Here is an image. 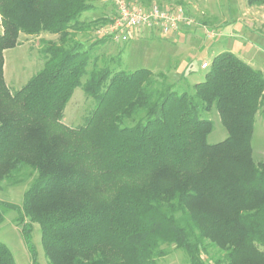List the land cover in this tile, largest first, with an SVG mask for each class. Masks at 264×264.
Instances as JSON below:
<instances>
[{"label": "trees", "instance_id": "16d2710c", "mask_svg": "<svg viewBox=\"0 0 264 264\" xmlns=\"http://www.w3.org/2000/svg\"><path fill=\"white\" fill-rule=\"evenodd\" d=\"M101 1L107 26L115 8ZM94 8L91 0H0V182L36 174L22 207L0 201V225L1 208L18 212L33 264L35 223L50 264H158L164 244L191 264H207L210 247L219 251L213 264H264V162L252 146L264 115L262 72L223 52L192 93L157 87L149 69L89 72L90 50L72 39ZM21 33L59 38L45 42L44 68L13 94L4 52ZM78 88L97 104L71 129L63 118ZM215 108L228 137L209 144L214 126L201 113ZM0 264H16L1 242Z\"/></svg>", "mask_w": 264, "mask_h": 264}, {"label": "rangeland", "instance_id": "374dc122", "mask_svg": "<svg viewBox=\"0 0 264 264\" xmlns=\"http://www.w3.org/2000/svg\"><path fill=\"white\" fill-rule=\"evenodd\" d=\"M91 1L95 8L81 18V22L89 27L75 30L77 34L72 39L73 42L84 43L83 48L90 50L92 60L88 66L89 72L94 68L127 72L149 69L154 74L157 87L166 83L178 93H192V87L196 83L206 80L207 70L202 69V64L212 62L220 53L231 52L243 61L250 62L264 76V5L251 6L248 0H129L138 4L151 3L173 8L183 6L198 24L207 26L219 36L209 40L204 30L197 28L195 42L186 37L173 41V35L148 32L141 33L136 41L129 44L108 40L100 46L97 42L101 38L95 34L105 26L103 20H107L110 8L102 6L101 0ZM1 23L0 16V33L3 32ZM58 38L48 34L29 36L21 33L19 45L4 52V77L11 93L25 87L44 68L46 57L43 52L47 48L45 42L58 41ZM187 58L186 79L177 82L173 79V69L180 60ZM86 79L85 76L82 81L85 82ZM96 104L94 99L87 97L78 88L65 109L63 124L71 129L83 127ZM201 117L211 121L214 126L208 137L209 144L220 143L228 137L216 108L209 113H201ZM141 118L142 115L138 114L135 120L126 121L124 125L133 126ZM252 146L255 162L263 163L264 115L261 113L256 116ZM35 178V173L25 170L11 180L1 181L0 201L22 207L24 195ZM1 210L4 212V221L0 225V242L10 249L16 264H33L32 254L22 234L23 224L17 222L18 212L5 208ZM31 241L36 252V264H50L43 249L41 228L36 223L32 226ZM160 250L162 256L157 259L158 264H191L188 255L175 245L164 244ZM218 252L216 248H208L203 255L207 264H213V258L218 256Z\"/></svg>", "mask_w": 264, "mask_h": 264}, {"label": "built area", "instance_id": "2783aa9c", "mask_svg": "<svg viewBox=\"0 0 264 264\" xmlns=\"http://www.w3.org/2000/svg\"><path fill=\"white\" fill-rule=\"evenodd\" d=\"M115 8L111 22L96 34L106 36L116 43H127L141 33L157 32L161 35L181 36L195 27L202 28L209 40L219 34L207 26H201L183 6L168 7L153 4L146 6L129 0H110ZM211 62H204L202 69H209Z\"/></svg>", "mask_w": 264, "mask_h": 264}, {"label": "crops", "instance_id": "0c3cea01", "mask_svg": "<svg viewBox=\"0 0 264 264\" xmlns=\"http://www.w3.org/2000/svg\"><path fill=\"white\" fill-rule=\"evenodd\" d=\"M102 3V2H101ZM102 5H104V2L102 3ZM148 33V32H147ZM146 33V34H147ZM151 33V32H150ZM195 33L196 31L195 30H192L190 32H185L184 34H182L181 36H175V39L173 41H176L177 39H181V38H189L190 41H193L195 42L196 40V36H195ZM22 37V36H21ZM137 38V37H136ZM135 38V39H136ZM135 39H133L132 41L130 42H127L124 44H129L131 42H134L136 41ZM175 43V42H174ZM122 54V53H121ZM120 54V55H121ZM187 62H188V58L187 59H184V60H180L178 63H177V66L174 67L173 69V73H174V76H173V79L176 80L177 82H180L182 81L183 79H186V75H187ZM249 64H251L250 62H248ZM197 84V83H196Z\"/></svg>", "mask_w": 264, "mask_h": 264}]
</instances>
